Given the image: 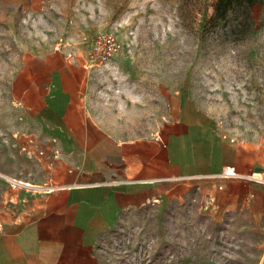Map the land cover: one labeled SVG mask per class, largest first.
<instances>
[{
  "label": "crops",
  "instance_id": "1",
  "mask_svg": "<svg viewBox=\"0 0 264 264\" xmlns=\"http://www.w3.org/2000/svg\"><path fill=\"white\" fill-rule=\"evenodd\" d=\"M89 2L95 6L93 0H0V25L42 24ZM83 39L50 47L20 38L0 83V152L14 168L29 170L19 177L0 172L18 185L9 193L13 211H0V264H94L95 248L122 216L154 205L179 181L192 180L205 199L212 196L205 206L211 214L264 218V159L220 114L179 87L168 92L160 128L117 127L109 113L124 111L142 123L148 95L136 90L141 84L102 91L100 76L114 60L93 68V42ZM131 86L136 95L124 98ZM156 104L164 109V84L160 90L156 84ZM226 167L241 178L224 177Z\"/></svg>",
  "mask_w": 264,
  "mask_h": 264
},
{
  "label": "rangeland",
  "instance_id": "2",
  "mask_svg": "<svg viewBox=\"0 0 264 264\" xmlns=\"http://www.w3.org/2000/svg\"><path fill=\"white\" fill-rule=\"evenodd\" d=\"M93 2L42 24L23 25L22 19L1 24L0 83L24 36L54 47L113 32L122 51L100 76L101 90L115 94L119 84H141L136 90L149 98L142 123L130 121L124 111L109 113L117 127L148 133L160 128L168 92L181 87L200 95L264 159V0L249 13L229 12L226 20L214 18L218 0ZM156 84L159 90L164 84V109L157 108ZM136 90L131 86L124 98ZM12 160L0 152V172L19 177L29 171L14 168ZM17 186L0 174V211H13L9 193H17ZM211 197L196 191L192 180L172 183L162 200L119 219L95 248L93 263L264 264V218L240 211L211 214L205 207Z\"/></svg>",
  "mask_w": 264,
  "mask_h": 264
},
{
  "label": "built area",
  "instance_id": "3",
  "mask_svg": "<svg viewBox=\"0 0 264 264\" xmlns=\"http://www.w3.org/2000/svg\"><path fill=\"white\" fill-rule=\"evenodd\" d=\"M122 51V44L113 32L98 34L92 44L89 54L90 65L101 69L107 66ZM224 177L241 178L233 167H226Z\"/></svg>",
  "mask_w": 264,
  "mask_h": 264
},
{
  "label": "trees",
  "instance_id": "4",
  "mask_svg": "<svg viewBox=\"0 0 264 264\" xmlns=\"http://www.w3.org/2000/svg\"><path fill=\"white\" fill-rule=\"evenodd\" d=\"M263 0H218L214 18L218 20H226L229 12L237 9H243L248 13L261 4Z\"/></svg>",
  "mask_w": 264,
  "mask_h": 264
}]
</instances>
